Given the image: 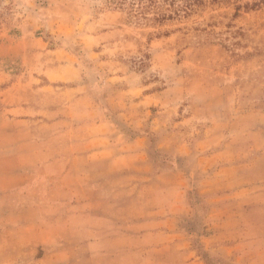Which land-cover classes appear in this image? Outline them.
Instances as JSON below:
<instances>
[{
  "label": "rangeland",
  "instance_id": "1",
  "mask_svg": "<svg viewBox=\"0 0 264 264\" xmlns=\"http://www.w3.org/2000/svg\"><path fill=\"white\" fill-rule=\"evenodd\" d=\"M0 264H264V0H0Z\"/></svg>",
  "mask_w": 264,
  "mask_h": 264
},
{
  "label": "crops",
  "instance_id": "2",
  "mask_svg": "<svg viewBox=\"0 0 264 264\" xmlns=\"http://www.w3.org/2000/svg\"><path fill=\"white\" fill-rule=\"evenodd\" d=\"M218 157V156H217ZM221 178L220 177H216V180H220ZM183 195H186V193L184 192V194ZM196 199H197V201L199 200L200 201V197H196ZM243 203H246V202H243ZM226 216L227 218H229V215H232L231 213H229V212H227V213H224V214H218V215H215L214 217L215 218H223V216Z\"/></svg>",
  "mask_w": 264,
  "mask_h": 264
},
{
  "label": "trees",
  "instance_id": "3",
  "mask_svg": "<svg viewBox=\"0 0 264 264\" xmlns=\"http://www.w3.org/2000/svg\"><path fill=\"white\" fill-rule=\"evenodd\" d=\"M150 2H154V0H149ZM159 16H162V18L165 16V14H162L161 12L157 13Z\"/></svg>",
  "mask_w": 264,
  "mask_h": 264
}]
</instances>
